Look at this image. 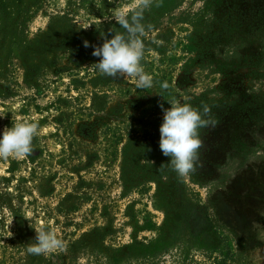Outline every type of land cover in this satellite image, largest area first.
<instances>
[{"label":"rangeland","instance_id":"374dc122","mask_svg":"<svg viewBox=\"0 0 264 264\" xmlns=\"http://www.w3.org/2000/svg\"><path fill=\"white\" fill-rule=\"evenodd\" d=\"M202 4H9L29 38L57 22L95 26L98 39L110 22L130 27L99 64L48 53L38 90L17 47L7 77L0 66L10 86L0 93V264H264V0H210L206 68L187 51ZM96 72L116 75L93 88ZM223 80L240 87L224 93L221 119L198 127L169 114ZM133 138L145 149L128 178Z\"/></svg>","mask_w":264,"mask_h":264},{"label":"trees","instance_id":"16d2710c","mask_svg":"<svg viewBox=\"0 0 264 264\" xmlns=\"http://www.w3.org/2000/svg\"><path fill=\"white\" fill-rule=\"evenodd\" d=\"M13 1L15 0H5L0 5V66L4 67L2 75L7 77L8 67L12 62L13 49L17 47L19 64L24 72L23 80L25 84L34 87L36 90H38L36 88L37 77L47 61L48 53L56 50L67 51L68 61L76 66H80L87 61L99 64L117 52V46L122 43L125 37L124 33H127L130 27L128 19L110 22L102 32V38L98 39L96 38L97 30L95 26L88 31H77L72 25L57 22L49 24L47 29L39 30L33 37L29 38L21 29L26 19L25 14H22L21 10H15L14 14L8 11L9 4ZM201 1L203 2L202 8L193 19L194 30L188 39L190 48L187 51L194 53L191 59L195 64L200 61L199 66L206 68L209 67L206 60H208L210 53L208 48L207 13L211 10V7L209 8L210 0ZM59 69L62 70L61 67ZM114 75H116L114 72L107 74L96 72L88 81L95 88L100 83L109 81ZM75 83L82 84L83 82ZM9 87V85L3 86L0 84V93L3 92L8 95L10 93ZM231 87L238 89L240 85L234 81L223 80L218 85L206 86L200 93H194L191 98H187L180 108L174 107L169 114L172 116L180 112L192 123L197 124L198 127L205 123H213V121L221 119L218 117L224 111H229L228 107L232 106V103H227L223 97L224 93ZM2 88L5 89V92ZM212 94L221 95L217 99ZM173 121V117H168L165 122ZM155 137V135H152L147 140L148 144L146 146L147 150L154 153L156 150L154 148ZM138 143L139 141L135 138L130 139L127 143L121 162L123 177L128 176L130 178V170H133L132 165L137 154L140 150L145 149L143 146L141 148L136 146Z\"/></svg>","mask_w":264,"mask_h":264}]
</instances>
